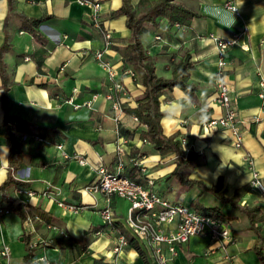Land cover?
<instances>
[{
	"label": "crops",
	"instance_id": "crops-1",
	"mask_svg": "<svg viewBox=\"0 0 264 264\" xmlns=\"http://www.w3.org/2000/svg\"><path fill=\"white\" fill-rule=\"evenodd\" d=\"M90 1L98 3L96 19L111 32L112 39L108 46L104 45L103 36L92 24L95 18L93 6L81 3L80 0H16L15 12L32 18H47L39 28L46 40L44 46L20 28L19 18L11 15L7 19V32L14 47L4 55L12 83L9 113L31 123L54 126L59 130L53 142L38 140L34 135H24L22 145L25 155L13 175L16 179L29 182L30 187L37 192L36 196L27 199L33 206L32 210L40 207L46 211L53 218L51 226L79 239L85 248L82 256L72 260L70 250L48 245L44 253L59 264H87L84 259L88 254L94 255L93 259L98 261L95 264H113L114 254L111 250L120 234L112 226L94 234L93 229L97 227L95 224L99 222L95 209L103 205V198L99 193L84 190L86 185L95 180L97 155L102 156L110 171H114L117 161L115 124L111 120L110 102L104 98L109 81L96 64L93 54L102 51L103 58L119 71L117 79L124 83L129 94L124 102L125 108L134 107L135 98L142 91V86L134 78L121 74V69L130 68L124 66L117 48L125 46L130 33L125 26L124 16H110L111 11L120 7L121 0ZM177 1L198 14L190 20L189 25L167 26L162 19L158 28L154 31L148 29L141 35V41L149 54L156 57V66L158 63L163 65L167 58L179 59L186 54L194 65L189 82L197 86L195 101H191L176 87L171 91H163L160 96V109L168 112L161 119L163 131L167 136H177V139L184 136L186 147L193 148L199 154L201 162L191 170L189 177L200 181L205 187L211 188L217 178L222 176L223 194L230 197L236 189L250 186L252 170L264 185V121L244 126L241 150L232 146L227 130L207 128L200 124L202 117H216L220 114L214 99L216 45L213 38L224 39L243 31L240 39L248 44V49L230 48L225 72L234 90L232 105L239 117L247 121L258 113L260 101L257 97V73L260 72L264 78V0H235L236 14L224 9V0ZM138 2L130 0L135 9ZM9 12V1L0 0V48L5 42V20ZM157 34H160V41L155 40ZM42 52H45V58L41 68H38L35 54ZM40 83H47L48 87L38 86ZM73 88H77L78 92L73 94ZM94 94L97 96L92 98ZM1 95L0 76V100ZM71 96L73 103L82 104L90 100L91 106L74 108L67 102ZM182 121H185L183 126L180 125ZM141 128L144 127L138 126L128 113L118 125L120 135L128 141L125 145L123 175L128 173L129 166H135L130 158L143 154L141 159L146 172L141 174L136 167L135 177L144 180V185L151 179L153 183L148 188L171 202L195 209L194 198L199 196L200 191L189 195L188 191L194 186L188 188L175 178L165 179L174 167L173 156L155 153L149 142L139 138ZM58 144L63 146L66 153L84 157L88 165L82 166L73 159L64 160L61 151L57 149ZM244 154L252 160V170L245 165ZM8 171L9 147L0 101V185L5 181ZM48 187L59 188L60 196L68 203L86 208L77 214L64 213L55 202L41 194ZM10 193L16 199H26V196H19L15 191ZM239 202L241 205H259L264 216V200L259 197L258 189L250 186ZM214 205L217 204L198 206ZM0 206L9 208L4 203H0ZM112 206L118 225L134 240L123 226L128 202L114 197ZM220 207L226 214V220L222 221L228 223L233 234V240L227 245L226 251L223 253L216 249L206 235L193 236L179 248L169 264H260L254 250L256 237L249 229L247 217L239 211H226L228 208L224 205ZM25 211L34 217L35 227L44 238L57 236V231L50 228L49 224L31 214L30 210ZM11 213L14 212L10 209L8 214L0 217V251L4 245L10 248L9 258L0 254V264H25V243L23 248L14 249L8 236V225L12 233L18 227L16 220L13 222L10 217ZM19 221L20 233H23L24 223H21L20 218ZM37 223H40L39 228ZM262 228L264 231V222ZM136 244L143 257L130 248L127 242L117 256L119 264H150V249ZM260 247L264 256V237ZM207 250L210 258L201 260Z\"/></svg>",
	"mask_w": 264,
	"mask_h": 264
},
{
	"label": "built area",
	"instance_id": "built-area-1",
	"mask_svg": "<svg viewBox=\"0 0 264 264\" xmlns=\"http://www.w3.org/2000/svg\"><path fill=\"white\" fill-rule=\"evenodd\" d=\"M81 3H90L94 8L95 18L92 24L97 31L103 36L104 45L108 46L111 43V32L103 28L100 21L96 19V12L98 10V3L90 0H80ZM224 9L231 13H237L235 0H224ZM179 26V25H176ZM243 32L233 34L224 39L213 38L216 45L215 63L216 69L214 72V99L220 108V114L216 117H202L200 124L207 128H222L228 131L231 144L236 150L242 149L243 143V128L246 124L264 121V78L260 72L257 73L258 93L257 97L260 101L259 111L250 120H244L239 117L238 112L232 105L233 87L231 82L227 79L225 66L229 49L232 47H239L241 49H248V44L240 39ZM155 39H160L155 36ZM96 64L107 76L109 81L104 98L110 102L111 120L115 124V154L117 161L114 171H110L104 164L102 156L97 155L98 163L94 168L95 180L84 187L85 191L90 193H99L103 198V205L95 209L103 220L100 224L105 227H111L112 223L117 222L112 201L114 197L121 198L128 202L126 215L123 219V226L126 231L134 238L140 247H148L151 251L150 264H169L178 253L179 248L188 242L193 236H208L213 246L221 252L226 251L227 245L233 240V234L227 222L222 221L214 216H210L199 212L198 210L181 203H174L167 198L159 195L156 191L148 188L152 185V180L147 181V185L137 183L134 180L123 175L125 166V145L127 139L120 135L118 125L122 118L127 114L124 102L128 99L129 94L126 86L121 80L117 79L119 71L108 60L103 58L102 51L93 54ZM29 59V58H27ZM122 75H128L134 78L131 69H121ZM78 89L73 88V94L77 93ZM97 95H92L95 98ZM74 108L80 106H91V101H85L82 104L73 103V96L68 100ZM133 121L137 122V117L131 115ZM185 121L180 123L181 126ZM38 140H43L37 137ZM178 141L183 152L187 151L186 140L184 136H179ZM57 149L61 151L64 160L73 159L80 165H88V161L79 154H68L63 150L61 144L57 145ZM132 161V159H130ZM245 165L252 170V160L247 154H244ZM135 167L144 174L146 168L142 159L132 161ZM250 186L258 189L259 197L264 200V185L255 171L252 170V178ZM15 193L19 196L24 195L26 199L17 198L20 203H28L27 199L37 195L33 189H15ZM60 189L55 187H48L41 194L44 197L51 199L55 204L62 208L64 213L77 214L80 210L86 208L85 206L68 203L65 198L60 196ZM244 202H242L243 204ZM9 208L0 206V217L3 214H8ZM25 231L30 234L29 242L30 248L34 249L36 255L32 259V264H59L51 260L44 250L48 247L49 241L42 236L35 227V219L32 215L26 214L24 220ZM57 235H66V233L55 227ZM101 233L94 232L95 235ZM127 245V240L124 235L118 234V237L113 244L111 252L114 254L113 264L118 263V254ZM211 251V250H210ZM2 256L9 258L10 248L4 245L0 251ZM209 250L205 251L203 255L207 256Z\"/></svg>",
	"mask_w": 264,
	"mask_h": 264
},
{
	"label": "trees",
	"instance_id": "trees-1",
	"mask_svg": "<svg viewBox=\"0 0 264 264\" xmlns=\"http://www.w3.org/2000/svg\"><path fill=\"white\" fill-rule=\"evenodd\" d=\"M10 12L5 20L6 38L0 48V76L2 79V95L1 107L3 110V126L6 132V140L9 147V171L5 181L0 185V203L6 204L14 213H16L21 223H24L26 211L30 210L31 214L40 217L43 222L52 224V217L40 207H35L29 203H20L10 192L15 189H32L29 182L16 179L13 172L17 170L25 155L22 145V137L24 135H34L46 141L53 142L54 135L59 130L54 126L40 125L31 123L23 118L12 116L9 113V93L12 88L10 73L8 66L4 60L6 52L14 49L11 43L10 34L7 32L8 20L11 15L16 16L20 20V28L30 33L34 39L41 45L46 44V40L40 33L41 24L47 19L45 16L32 18L24 14L14 11L16 0H8ZM198 14L187 8L177 0H139L136 9L131 6L130 0H121L118 9L110 12L111 17L124 16L125 26L129 30V37L123 48H117L121 55L124 66L129 67L134 74V79L142 86V91L135 98V106L126 108L129 115L137 117V125L144 127L138 132L139 138L151 144L152 150L160 156L172 155L174 159V167L165 179L175 178L180 184L189 187H196L201 193L207 192L212 195L221 205L226 206L235 211L243 213L248 220L249 229L252 230L256 237L254 250L259 258L260 264H264V256L261 252V243L263 242L264 231L262 228L264 216L259 205H241L240 199L242 195L249 189V185L236 189L230 197L223 194V178L219 176L217 182L211 188L205 187L200 181L191 179L189 174L191 170L201 161L199 154L191 147L186 152L180 148L177 136L165 135L161 124V119L168 115V112L160 109V96L163 91H171L173 88L181 90L191 101L196 99L197 86L189 82L190 71L193 63L188 54L179 59L167 58L162 65L161 70L168 73L169 76L157 73L156 57L149 54L146 47L141 41V35L152 29L158 28L159 21L164 19L167 26L179 25L186 26L192 18ZM160 37V34H157ZM37 67L41 68L45 58V52L35 54ZM40 87H48L47 83L38 84ZM144 155L139 154L131 157L132 161L139 160ZM130 161V162H132ZM129 162V163H130ZM133 163V162H132ZM131 165V164H130ZM134 165V164H133ZM136 167L129 166L128 178L137 183H144L141 178L134 175ZM195 209L201 213L214 216L220 220H226V214L219 205L214 206H195ZM113 228L118 229L119 233L124 235L130 248L137 251L140 257H143L141 249L136 242L118 225L117 222L112 223ZM40 227V223H37ZM106 227L98 225L94 227L93 232H102ZM22 238L25 243L24 263L32 264V259L36 255L34 249L30 248V234L23 228ZM49 247H59L62 250H70L72 260L82 256L85 248L79 239L71 235H57L48 239Z\"/></svg>",
	"mask_w": 264,
	"mask_h": 264
},
{
	"label": "rangeland",
	"instance_id": "rangeland-1",
	"mask_svg": "<svg viewBox=\"0 0 264 264\" xmlns=\"http://www.w3.org/2000/svg\"><path fill=\"white\" fill-rule=\"evenodd\" d=\"M162 22H164V20ZM155 40L156 41H160L161 38L160 39H155ZM161 67H162L161 63L160 64L158 63L157 64V73L158 74H163V75L166 76V74L161 70ZM195 193H197V194L199 193V189L196 188V187H193V188H191L188 191L189 195L195 194ZM194 199H195L194 200V205L195 206H198L199 204H201V205L217 204L219 206L221 205V204H219V202L212 195H210L207 192H204V193L200 192L199 196H197V198H194ZM228 209H226V211L231 212L232 209H230V208H228ZM98 216H99V222L97 224H95L96 226H98V225L103 223V220L101 219L99 214H98ZM10 217L13 218V222H14V220H16L17 225H18L17 230H16L15 233L14 232L12 233V230H11V228H9V225H8V236H9V239H10V243L12 242V246L14 247V249L18 248V247L19 248H23L22 245L24 244V242H22L20 240V238L22 237L21 236L22 233H20L21 225H20L19 217H18V215L16 213H11ZM8 221H9V219H8ZM93 258H94L93 254L92 255L88 254L87 256H85L84 262L87 263V264H95L96 262H98L97 260H94ZM209 258L210 257H208V256H204V257H202L201 260L209 259Z\"/></svg>",
	"mask_w": 264,
	"mask_h": 264
},
{
	"label": "water",
	"instance_id": "water-1",
	"mask_svg": "<svg viewBox=\"0 0 264 264\" xmlns=\"http://www.w3.org/2000/svg\"><path fill=\"white\" fill-rule=\"evenodd\" d=\"M21 240H23V238H21Z\"/></svg>",
	"mask_w": 264,
	"mask_h": 264
}]
</instances>
